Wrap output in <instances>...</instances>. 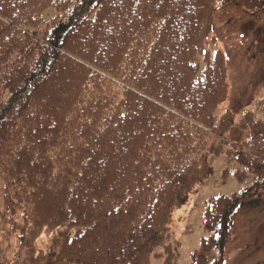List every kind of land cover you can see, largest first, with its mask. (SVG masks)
Segmentation results:
<instances>
[{
	"label": "trees",
	"instance_id": "obj_1",
	"mask_svg": "<svg viewBox=\"0 0 264 264\" xmlns=\"http://www.w3.org/2000/svg\"><path fill=\"white\" fill-rule=\"evenodd\" d=\"M16 1L0 0V175L17 205L31 211L21 240L30 226L53 228L64 239L55 250L62 264H150L156 249H167L172 210L212 174L207 157L220 152L225 136L213 124L206 131L198 116L196 91L206 89L209 100L218 84L210 66L199 73L193 62L206 48L200 15L181 18L169 9L182 0H163L151 29L133 0H24V9ZM207 1L214 13L219 1L222 11L232 5L264 13V0L196 4ZM50 8L56 15L43 29ZM14 11L28 22L16 28ZM76 36L89 41L87 53L70 52ZM117 71L138 83L117 91L110 78ZM57 93L64 102L54 101ZM262 123L248 122L255 149L264 146L254 130ZM258 155L237 153L243 163ZM255 168L252 190L209 206L214 236L192 264H224L236 213L264 191V167ZM212 248L219 258L209 261Z\"/></svg>",
	"mask_w": 264,
	"mask_h": 264
},
{
	"label": "rangeland",
	"instance_id": "obj_2",
	"mask_svg": "<svg viewBox=\"0 0 264 264\" xmlns=\"http://www.w3.org/2000/svg\"><path fill=\"white\" fill-rule=\"evenodd\" d=\"M133 2L138 7V18L145 21L151 29L156 27L159 23L157 6H161L163 0H133ZM213 2L207 1L199 6L196 0H182L181 4L171 5L173 9L169 10H179L181 18L189 17L190 11L198 13L201 18L198 31L203 40L207 38L206 48L204 47L202 54L194 55L193 62L199 65L200 70H204L206 65L210 66V70L213 71L212 79L218 80V84L210 86V91L216 93L209 100H204L206 89L196 91L195 99L201 104L198 109L199 120L204 122L207 128L213 124V129L218 135L226 136L224 140L238 145L251 143L247 135L252 133V125L248 122L264 121V13L256 8L248 9L232 5L226 6V10L222 11L219 10L222 6L220 1L216 3L218 10L214 13L213 7L210 6ZM21 5L22 9L26 8L24 0H17L13 7ZM55 15V9H47L40 27L44 29ZM11 19L16 28L28 22L25 16H19V11H14ZM141 31L147 32L144 29ZM95 37L100 38L101 35L96 34ZM88 44L89 41L84 36L80 38L76 36L68 48L73 54H85L89 50ZM223 52H228L231 57L230 62L225 61ZM145 59H148V55ZM143 64L140 65L139 70ZM139 73L142 74L143 71ZM121 75L123 73L117 71L110 76L113 81L111 87H118L119 92L122 91L120 86L131 88L138 83L137 78L125 80L126 77ZM229 81L231 85L227 84ZM54 97V101L64 102L66 99L61 93H57ZM197 126L200 127L198 124ZM254 130L261 132L258 137L261 142L257 144L264 142L262 140L264 129L258 126ZM213 141L217 139L210 140L208 145L210 146ZM219 144L220 142L214 143L216 146ZM229 148L226 146L221 155L210 156L213 173H208L209 178L205 179V184L193 189L190 200L185 206L172 210L171 218H173L168 226L170 235L167 249L166 246L158 248L152 254L155 256L152 257L150 264H192L193 252L199 249L203 240L211 235L205 226V212L209 199L220 195L233 196L242 191L248 192L256 185L259 180V169L255 167H264V148L250 147L246 153L254 154L256 151L259 159H248L244 163L238 159L237 149L230 151ZM10 185L8 177L0 176V264H62L56 260L55 250L57 246L60 247L64 239L62 234L58 237L57 231L53 228L30 226L24 241L25 245L23 243L21 247L18 237L31 211L26 213L27 208L24 204L19 207L17 201L14 203ZM247 201H250L251 206L247 204L249 206L239 208L236 213L232 231L236 238L231 243L230 250L224 249L228 259L226 264H264V191L259 198L250 196ZM48 219H39L36 223L44 224ZM218 257V250L210 249L209 260L214 261Z\"/></svg>",
	"mask_w": 264,
	"mask_h": 264
}]
</instances>
